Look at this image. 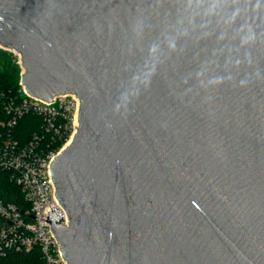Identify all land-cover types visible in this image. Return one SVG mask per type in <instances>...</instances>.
I'll list each match as a JSON object with an SVG mask.
<instances>
[{
	"label": "water",
	"instance_id": "water-1",
	"mask_svg": "<svg viewBox=\"0 0 264 264\" xmlns=\"http://www.w3.org/2000/svg\"><path fill=\"white\" fill-rule=\"evenodd\" d=\"M0 45L79 96L67 264H264V0H0Z\"/></svg>",
	"mask_w": 264,
	"mask_h": 264
},
{
	"label": "built area",
	"instance_id": "built-area-1",
	"mask_svg": "<svg viewBox=\"0 0 264 264\" xmlns=\"http://www.w3.org/2000/svg\"><path fill=\"white\" fill-rule=\"evenodd\" d=\"M0 47L12 52V61L19 68L17 94L3 99L0 117V172L10 184L8 189L0 187V264H67L61 243L44 219L55 206L63 225L69 223L55 195L50 163L77 130L79 96L65 92L47 101L29 93L21 80L25 71L21 52ZM29 113L40 118V128L21 141L15 131L19 120ZM48 134L51 138L45 140ZM58 140L62 143L55 147Z\"/></svg>",
	"mask_w": 264,
	"mask_h": 264
},
{
	"label": "trees",
	"instance_id": "trees-1",
	"mask_svg": "<svg viewBox=\"0 0 264 264\" xmlns=\"http://www.w3.org/2000/svg\"><path fill=\"white\" fill-rule=\"evenodd\" d=\"M19 79V68L11 61L7 54L0 51V117H2L4 111L2 101L5 97L17 94ZM4 95V96H3ZM40 128V118L33 114L24 115L18 122V126L15 131V136L21 140L25 141L29 138L31 133ZM51 134L45 136V140H50ZM62 140L55 142L54 146L59 147ZM8 181L6 179V174L0 172V187L8 189ZM13 189L14 186H11ZM7 198H11L10 194H6Z\"/></svg>",
	"mask_w": 264,
	"mask_h": 264
},
{
	"label": "rangeland",
	"instance_id": "rangeland-1",
	"mask_svg": "<svg viewBox=\"0 0 264 264\" xmlns=\"http://www.w3.org/2000/svg\"><path fill=\"white\" fill-rule=\"evenodd\" d=\"M0 51L5 52V53L7 54V56H8V57L11 59V61H12V57H11V55H13L12 52H10V51H8V50H5V49H3V48H1V47H0Z\"/></svg>",
	"mask_w": 264,
	"mask_h": 264
}]
</instances>
